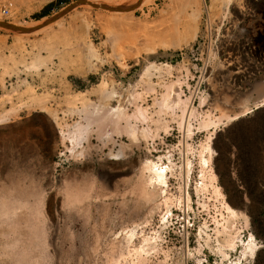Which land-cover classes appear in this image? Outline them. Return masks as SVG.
Here are the masks:
<instances>
[{"label":"rangeland","instance_id":"rangeland-1","mask_svg":"<svg viewBox=\"0 0 264 264\" xmlns=\"http://www.w3.org/2000/svg\"><path fill=\"white\" fill-rule=\"evenodd\" d=\"M77 1L0 28V264H264V0L0 22Z\"/></svg>","mask_w":264,"mask_h":264},{"label":"bare ground","instance_id":"bare-ground-1","mask_svg":"<svg viewBox=\"0 0 264 264\" xmlns=\"http://www.w3.org/2000/svg\"><path fill=\"white\" fill-rule=\"evenodd\" d=\"M148 0H139L138 2L140 3V5L138 6V8L142 5V4H145L146 2H147ZM221 1V0H220ZM223 2V1H222ZM228 2H229V0H228ZM227 2V3H228ZM229 4V3H228ZM100 5V4H99ZM136 5V4H135ZM3 7H7V9L9 10V14H10V12H11V10H12V8H13V4H12V2H6L5 4H4V6ZM133 7V6H132ZM198 10V9H197ZM196 10V11H197ZM2 11V10H1ZM132 11H133V9L132 10H129V11H108V12H113V13H111L112 15H121V16H127V14H131L132 13ZM194 13V12H193ZM8 14V15H9ZM197 15H198V13H196ZM7 15V16H8ZM196 16V15H195ZM60 20L61 19H58V20H56L55 22H53V23H50V24H48V25H46V26H43V23H36V24H32V25H29V26H27V27H25V28H31V29H36V30H34L32 33H26V34H21L20 36H22V35H28V34H34V33H36V32H43L44 30H46L47 28L49 29L51 26H52V24H56V23H59L60 22ZM193 21H195V20H193ZM196 23V22H195ZM178 24V23H177ZM179 25V24H178ZM15 26H19V25H15ZM22 27H23V25H21ZM21 26H19V27H21ZM181 26V25H180ZM186 26V25H185ZM190 26V24H188V27ZM193 26V25H192ZM195 26V25H194ZM175 27V26H174ZM177 27V26H176ZM187 27V28H188ZM191 27V26H190ZM166 29V28H165ZM164 29V30H165ZM174 29V28H173ZM162 30V29H161ZM163 30V31H164ZM168 30H169V28H168ZM195 30V29H194ZM194 30H193V32H191V34H189V32H187L186 31V34H184V41H189V39H192L193 37H194V34H192V33H194ZM185 31V30H184ZM190 31H191V28H190ZM169 33V32H168ZM171 33V32H170ZM195 34H196V32H195ZM182 35H183V33H182ZM183 37V36H182ZM180 39V38H179ZM183 41V40H182ZM181 41V42H182ZM183 41V42H184ZM191 41V40H190ZM178 43V42H177ZM178 96V95H177ZM179 103V102H178ZM262 105H264V104H261V106ZM187 117H188V115H187ZM233 120H234V118H233ZM154 168H155V173H154V175H155V180H156V185L157 186H162V185H165V182H164V179H165V177H164V175H165V173H166V171L165 170H162V171H158V169L156 170V167L154 166ZM169 214V213H168ZM166 218H168V216L166 217ZM250 249V248H249ZM245 252V251H244ZM250 254L253 252V250L252 249H250L249 251H248ZM244 254V253H243ZM248 254V253H247ZM245 255V254H244ZM252 256H253V253L251 254Z\"/></svg>","mask_w":264,"mask_h":264},{"label":"water","instance_id":"water-1","mask_svg":"<svg viewBox=\"0 0 264 264\" xmlns=\"http://www.w3.org/2000/svg\"><path fill=\"white\" fill-rule=\"evenodd\" d=\"M79 5H88V6H91V7H94V8H100V9H104V10H107V11H123L124 10L123 8H120V7L119 8L118 7L114 8V7L104 6V5H94V4H90L88 2H85V1H77L75 4H73L69 8H67L64 12H61L57 17L53 18L52 20H49V21L45 22L43 24V26H46V25L50 24L51 22H53L57 18H59L62 14L74 9L75 7H77ZM0 28L8 29V30H11L13 32L23 33V34L32 33L34 30H36V29H31V28L29 29V28H25V27L9 25V24L2 23V22H0Z\"/></svg>","mask_w":264,"mask_h":264},{"label":"built area","instance_id":"built-area-1","mask_svg":"<svg viewBox=\"0 0 264 264\" xmlns=\"http://www.w3.org/2000/svg\"><path fill=\"white\" fill-rule=\"evenodd\" d=\"M1 13L2 15L7 16L9 14V10L7 9V7H2Z\"/></svg>","mask_w":264,"mask_h":264}]
</instances>
